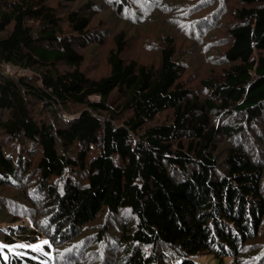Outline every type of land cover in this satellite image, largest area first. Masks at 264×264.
Here are the masks:
<instances>
[{
	"label": "trees",
	"instance_id": "1",
	"mask_svg": "<svg viewBox=\"0 0 264 264\" xmlns=\"http://www.w3.org/2000/svg\"><path fill=\"white\" fill-rule=\"evenodd\" d=\"M102 1L0 0V187L17 195L0 193V238L44 234L49 252L91 232L104 264H264V0ZM102 3L137 27L172 11L184 47L148 33L140 61L126 26L91 76ZM188 49L211 67L198 83ZM30 210L32 227L15 226ZM16 250L0 264H44Z\"/></svg>",
	"mask_w": 264,
	"mask_h": 264
},
{
	"label": "rangeland",
	"instance_id": "2",
	"mask_svg": "<svg viewBox=\"0 0 264 264\" xmlns=\"http://www.w3.org/2000/svg\"><path fill=\"white\" fill-rule=\"evenodd\" d=\"M53 1V0H52ZM96 3L103 2L102 0H95ZM163 3V6L170 5L172 2L176 0H161ZM85 4L82 2L76 3L75 6H78L79 8L82 7ZM91 10V9H90ZM90 10H83L84 12L89 13ZM160 10H156L153 12V15L155 16L150 22L147 24H144L146 27H137V26H130L129 22H123L120 23L116 21L115 13L111 10H109L108 5H99L98 9L93 10L94 12V18L92 19V24L96 23H102L101 21H105V28L100 29L101 33H99L100 38L104 37L103 42L100 44L98 42L90 44L88 47V56L86 58V61L84 62L83 68L85 71H87L91 76H102L108 72L107 67V61L106 58L108 56V52L111 49L112 45V38L113 35L118 32L119 30L125 28L126 26H129V32L128 37L132 36V33L135 29L136 32L139 33V35L136 37V43L139 44V46H135V49L133 48V44L129 43L130 49L128 51L129 54L132 55V57H135L136 59L144 62H149L154 57V52H148V50L143 48V45L145 44L146 40V34H155L160 32L161 30L168 31L169 33H177L180 34L177 30L174 29V27L169 23L168 18L172 16V11L167 12H159ZM115 20L116 22H113ZM110 21V22H109ZM98 31V30H97ZM181 35V34H180ZM183 36L181 35V38L179 39V43L183 42ZM139 39V42L137 41ZM132 45V46H131ZM184 47L183 43L181 45V48ZM191 48V47H190ZM189 58L187 61L189 64H192L193 66L190 68V70H195L198 72V77L193 80L198 83V81L201 79V77L208 75L211 71L210 64L202 63L200 60H196V56L192 55V50L188 49ZM200 55L199 52H197ZM24 73V71H21ZM12 73V72H11ZM18 71L14 70L13 75L17 74ZM0 193H7V196H17L16 191L9 190L6 188L0 187ZM3 198V197H0ZM5 211V210H4ZM6 212V211H5ZM28 219H25V217H20L19 221L16 222L15 226L20 227H32L33 219L34 217L32 211L30 210L28 212ZM7 220H10L11 218H14L15 216L13 214L7 215ZM5 227H7V224H1L0 223V231L5 234V231L3 230ZM25 230V229H24ZM91 232H84L80 241L78 242H72V243H66L64 247L60 248H54L50 247L49 252L45 251L43 248L46 244H43L44 241H47L45 239L44 234L43 236H40L37 240V242L29 243V242H23L21 240L17 241L13 245H8L6 242H4L0 238V250L3 252V249L5 247H9L12 250H16L17 252L23 250V249H34L37 245H42L41 251L37 252V258L44 262V264H83V262H89L92 261L88 256L93 258L97 263L104 264L103 260L109 261L110 257L109 255V249L110 245L108 242L100 243L96 240V236H94L92 239H89V235ZM49 244V243H48ZM81 257V258H80ZM74 259L72 262L71 260ZM197 261L202 264H215L217 261L215 258L208 254H203L202 256H198ZM71 262V263H70ZM94 263V264H97ZM223 264H237L235 260L232 258H225L222 261Z\"/></svg>",
	"mask_w": 264,
	"mask_h": 264
},
{
	"label": "built area",
	"instance_id": "3",
	"mask_svg": "<svg viewBox=\"0 0 264 264\" xmlns=\"http://www.w3.org/2000/svg\"><path fill=\"white\" fill-rule=\"evenodd\" d=\"M13 71H14V68L11 67L10 65H6V66H4V72H5L6 74H12ZM11 72H12V73H11Z\"/></svg>",
	"mask_w": 264,
	"mask_h": 264
},
{
	"label": "snow or ice",
	"instance_id": "4",
	"mask_svg": "<svg viewBox=\"0 0 264 264\" xmlns=\"http://www.w3.org/2000/svg\"><path fill=\"white\" fill-rule=\"evenodd\" d=\"M49 242L48 241H44L43 244H48ZM50 246V245H49ZM0 247H3V246H0ZM34 251H41L42 250V245H37L35 246V248L33 249Z\"/></svg>",
	"mask_w": 264,
	"mask_h": 264
}]
</instances>
